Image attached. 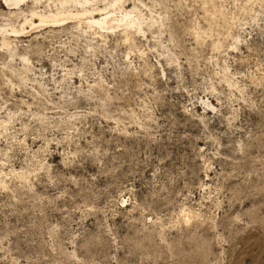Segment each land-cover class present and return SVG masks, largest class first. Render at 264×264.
<instances>
[{
    "label": "rangeland",
    "instance_id": "rangeland-1",
    "mask_svg": "<svg viewBox=\"0 0 264 264\" xmlns=\"http://www.w3.org/2000/svg\"><path fill=\"white\" fill-rule=\"evenodd\" d=\"M203 5L120 0L137 25L18 36L0 0V264H264V0L222 2L228 27Z\"/></svg>",
    "mask_w": 264,
    "mask_h": 264
},
{
    "label": "bare ground",
    "instance_id": "bare-ground-1",
    "mask_svg": "<svg viewBox=\"0 0 264 264\" xmlns=\"http://www.w3.org/2000/svg\"><path fill=\"white\" fill-rule=\"evenodd\" d=\"M8 8H16L18 9L17 14H22V11L18 7L21 3L24 2V0H1ZM37 1V0H36ZM96 0H73L76 4L85 5L89 4L90 2H94ZM204 3V5L201 7L203 8V16L201 19H203L204 24L209 27H213V24L215 23H221L225 27H228L231 24H234L236 22L237 13H226L222 9V2L225 0H200ZM65 3V2H62ZM61 3V4H62ZM120 3V0H111L109 3L105 4L102 8L91 7L90 9H81L80 12L75 11L67 12L66 14H63L62 12H58L56 14L52 15H44L43 13L35 12L34 10L30 12L28 16L23 15L22 22L19 23V30H16L14 28H10L11 34H17L20 33L18 36H24L30 30L37 29L47 23L52 24L53 27L59 26L60 22L63 20H66L67 18H79L82 16H87L86 23L89 26H96L101 30H112L115 27H117L120 24H123L125 26H134L137 25V21L135 17L133 16V10H122L123 14L120 19H117L115 16L114 8ZM236 3V2H234ZM66 4V3H65ZM63 5V4H62ZM236 5V4H234ZM88 7V6H87ZM224 7V6H223ZM240 10V9H239ZM37 11V10H36ZM227 11V10H226ZM235 12V11H234ZM239 12V11H238ZM37 21V22H35ZM139 22V21H138ZM62 24V23H61ZM24 27H29V31H24ZM7 29V28H6ZM2 28L0 27V31ZM5 30V29H3ZM4 37V36H3ZM10 42L6 40L5 38H2L1 45L8 48ZM214 48H218V42L213 43ZM23 60H26V58H23Z\"/></svg>",
    "mask_w": 264,
    "mask_h": 264
}]
</instances>
